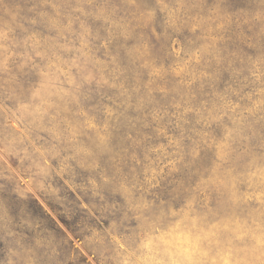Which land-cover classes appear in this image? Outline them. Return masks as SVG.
Returning a JSON list of instances; mask_svg holds the SVG:
<instances>
[{"label": "trees", "instance_id": "trees-1", "mask_svg": "<svg viewBox=\"0 0 264 264\" xmlns=\"http://www.w3.org/2000/svg\"><path fill=\"white\" fill-rule=\"evenodd\" d=\"M77 1L0 2V23L14 32L0 77L17 78L29 92L48 74L67 91L38 135L83 138L78 114L107 113L108 136L128 146L126 172L146 164L135 141H176L174 157H185L174 165L173 186H209L217 201L222 176L214 173L243 165L249 154L264 157V105L247 110L264 103V0ZM186 60L185 74L176 75ZM226 141L231 154L220 161L218 144ZM81 212L77 237L94 227ZM126 215L115 221L120 228L129 226Z\"/></svg>", "mask_w": 264, "mask_h": 264}, {"label": "rangeland", "instance_id": "rangeland-1", "mask_svg": "<svg viewBox=\"0 0 264 264\" xmlns=\"http://www.w3.org/2000/svg\"><path fill=\"white\" fill-rule=\"evenodd\" d=\"M13 33L0 23V74ZM15 79L0 77V264H264V157L249 154L243 165L214 173L222 177L212 201L209 186H173L174 165L185 157H174L176 141H135L146 164L126 172L128 146L108 136L107 113L78 114L83 138L38 135L67 91L48 74L29 92ZM262 105L257 99L247 110ZM218 146L225 161L232 143ZM82 209L94 227L77 237ZM125 212L129 226L120 228L115 221Z\"/></svg>", "mask_w": 264, "mask_h": 264}]
</instances>
